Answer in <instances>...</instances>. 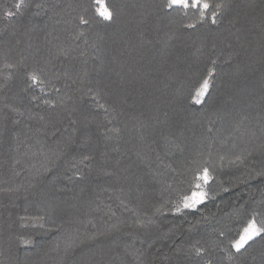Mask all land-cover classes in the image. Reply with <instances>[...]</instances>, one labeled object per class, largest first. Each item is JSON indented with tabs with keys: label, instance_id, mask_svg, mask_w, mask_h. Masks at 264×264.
Returning a JSON list of instances; mask_svg holds the SVG:
<instances>
[{
	"label": "trees",
	"instance_id": "16d2710c",
	"mask_svg": "<svg viewBox=\"0 0 264 264\" xmlns=\"http://www.w3.org/2000/svg\"><path fill=\"white\" fill-rule=\"evenodd\" d=\"M17 2L0 0V264H264L260 238L228 259L264 221V0H210L215 25L162 0H106L111 22L93 0ZM202 166L208 198L176 212Z\"/></svg>",
	"mask_w": 264,
	"mask_h": 264
},
{
	"label": "snow or ice",
	"instance_id": "6c2138e0",
	"mask_svg": "<svg viewBox=\"0 0 264 264\" xmlns=\"http://www.w3.org/2000/svg\"><path fill=\"white\" fill-rule=\"evenodd\" d=\"M23 0H18L15 7L17 10L20 9ZM162 9L173 10L179 14L187 16L191 11L193 15L199 22L205 21L206 18L210 19L211 24L215 25L218 21V16L220 10L224 7L223 4L217 3L212 4L210 0H162ZM92 8L94 15L99 18L102 22H111L115 18L114 9L106 2V0H93ZM211 10V16L208 17V12ZM14 13L11 11H6L5 16H13ZM90 21L84 16L80 17L81 24H88ZM187 28L196 27L195 23H189L186 25ZM215 60L212 61L214 65ZM8 68L14 67L11 64L6 65ZM213 75V69L210 67L207 70V74L202 76L201 79L194 85L192 92L190 93L191 102L195 105H201L206 96L209 94L211 87V79ZM27 79L31 82V86L43 85L44 81L41 79L40 75L34 70L27 74ZM41 87V91H43ZM35 99V97H33ZM45 103H50L45 101ZM100 107H104L100 105ZM90 157L84 156L81 163L84 160H88ZM259 175H264V173H259ZM212 174L208 167L202 166L198 168L193 176L191 194L184 195L180 201L175 204V211L179 212L182 209H195L198 205L204 202L208 198V191L205 190V186L208 185L209 181L212 180ZM33 223H40L42 226L43 216H33L28 217ZM224 235V233H221ZM257 238L264 240V221L258 222L255 214L252 218L247 221L244 227L240 230L238 237L232 239L230 243V249L234 250L229 252L228 259L232 260L234 255L242 254L246 252L251 243H254ZM24 243H30L25 241ZM194 251L196 255H201L202 249L194 246ZM205 264H210L209 261H205Z\"/></svg>",
	"mask_w": 264,
	"mask_h": 264
}]
</instances>
